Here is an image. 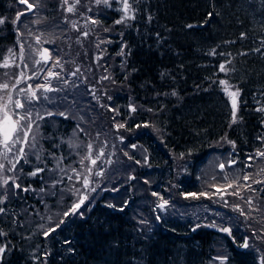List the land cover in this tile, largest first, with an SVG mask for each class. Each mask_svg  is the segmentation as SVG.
<instances>
[{
  "label": "trees",
  "instance_id": "16d2710c",
  "mask_svg": "<svg viewBox=\"0 0 264 264\" xmlns=\"http://www.w3.org/2000/svg\"><path fill=\"white\" fill-rule=\"evenodd\" d=\"M42 2L40 17L33 19L36 7L14 25L18 0H0V61L9 47L19 49L15 32H44L43 47L58 52L67 77L50 78L46 94L34 81L37 99L22 97L18 111L31 109L35 124L26 157L2 176L21 188H0L8 192L0 205V244L8 247L0 264H220L218 256H227L225 264H261L264 184L241 188L244 199L229 195L236 189L227 185L237 177L244 184L243 174L264 166L247 159L264 151V112L256 111L264 105V0H139L135 19L119 25L115 3L110 9L80 0L68 12L62 0ZM72 13L89 29L86 37ZM55 22L63 32L52 31ZM221 63L230 71L221 72ZM220 80L240 89L234 124ZM85 156L91 159L81 163ZM36 168L43 171L29 175ZM217 188L227 190L221 196ZM189 193L205 195L185 198ZM82 196L81 208L65 218ZM60 219L65 223L45 236ZM225 227L231 235L219 230ZM246 238L249 247H241Z\"/></svg>",
  "mask_w": 264,
  "mask_h": 264
},
{
  "label": "snow or ice",
  "instance_id": "6c2138e0",
  "mask_svg": "<svg viewBox=\"0 0 264 264\" xmlns=\"http://www.w3.org/2000/svg\"><path fill=\"white\" fill-rule=\"evenodd\" d=\"M80 0H73V2L71 4H69V0H62V4L64 5H68L66 8V11L68 12H74L76 10V5L79 4ZM19 3L21 4H27V10H32L35 7H38L39 4L37 2V0H34L33 3H28V0H19ZM95 5L100 6L103 5L106 8H112V5L118 4L119 7L116 8L115 10L122 13V15L116 19L114 21L115 24L119 25V24H126V22L128 20H134L135 19V12L137 11L136 8L133 7V4L139 3V0H94ZM92 9L89 8V11H91ZM21 15H23V13H18L15 20L13 21V24L15 25L19 20ZM209 17L212 15V13L208 14ZM149 19H151V17H149ZM39 22V21H37ZM90 22L93 25H97L100 23L99 20L96 19H91ZM5 23V18H0V25H3ZM73 27H75V24H73ZM188 27H193V25H188ZM105 31H108V29H104ZM19 31H17V36L19 38ZM83 35L87 36L88 33L84 32ZM243 33L241 34V36L243 37ZM103 42V41H101ZM18 43H19V39H18ZM36 43L39 44L40 43V37H36ZM29 48H31V45H29ZM38 50L33 49V52H37ZM123 48L121 49V54H123ZM254 51L259 52L260 49H254ZM38 54L40 55V59L35 60L34 64L35 65H41L43 64H47L49 62V54H48V50L44 49L42 52H38ZM212 55L216 54L215 49L212 50V52L210 53ZM32 55L31 53L28 55L27 59H31ZM16 59H17V53L14 52L13 49L9 48L8 49V55L5 56L3 58L2 61H0V68H10L13 65H15L16 67H20V64H16ZM27 59L25 57V46L23 43H20L19 45V60L20 63L23 64V67L25 69L29 68V64L27 63ZM226 63H230V61H227ZM226 63H221L219 66V70L221 72H225L227 73L228 71H230V69H228L226 67ZM55 66H59V61L55 62ZM47 72V76L45 77V84L44 85H37L36 87L38 88H43V90L45 92L47 91H52L53 89H51L50 87H48V83L50 81V78L52 77H58V73L53 72L50 68L49 69H45L44 67H40L39 69L33 71V75L32 76H28L26 74V72L21 71L19 73L18 76L15 77V82L12 84H9L8 82H3L0 83V92H4L6 93V99L4 96H0V101H2V103H0V148H2V152H0V155H2L5 159H7L8 156V152L13 151V149L15 148V146L17 144H25L28 143L29 141V134L32 132L33 130V125L35 124V120L32 119V112L31 109H26L23 114H21L20 112H15L13 111V107L15 109H25V103H22L20 99H15L13 101V97H12V89L17 88V85L21 84L22 82H25L26 80H30L33 79L35 77H38L40 75L41 72ZM4 76L8 77L9 79H12L13 76L12 74L5 72ZM104 79H108V77H103ZM219 84L222 86V91L230 98L231 101V124H234L237 122L238 120V116H237V111H238V98L240 96V89L237 88L235 85L230 84L227 80H220ZM20 93H25L26 94V100L29 101V103L31 102V100H35L37 99V93L36 91L33 89L32 85H28V87L25 88H20L17 91V95L19 96ZM173 95H175V93H173ZM131 111H135L136 109L134 107H132L131 105L129 106ZM149 111H151V109H149ZM256 111L258 112H264V105L258 107L256 109ZM61 116H64L65 114L63 112L59 113ZM48 115H52V113H48ZM43 117H40L39 115H37L36 119H42ZM262 123H264V121H262ZM231 124L229 125L231 127ZM149 125L145 124L144 127H148ZM37 129L39 128V125H36ZM118 128H123L124 125L123 124H119L117 125ZM137 127H140V125H137ZM32 141L35 142L36 137L33 134L31 137ZM223 139L227 140V137L225 136ZM258 139L264 140V137H259ZM228 143L232 144L233 149H235V142L234 141H227ZM32 147H35V143L32 144ZM133 147H135V145H133ZM88 148L91 150L92 145L89 144ZM19 153H20V158L26 157V153L24 151L23 146H21L19 148ZM100 155H103V153L101 152ZM99 158V157H97ZM37 159L39 160L40 157L37 156ZM84 159H91L90 156H85L82 158L81 163H83ZM247 159L249 161H255L256 159H259L261 162H264V151L262 150H257L253 155H249L247 157ZM19 162V158L16 160V162L13 161H9V163L11 164V167L9 168H5V165L3 163H0V174H2L5 171L11 172L16 168V164ZM27 162V161H26ZM92 164L96 163L95 159L91 160ZM231 164H235L236 161H231ZM221 169H223L224 165L221 164L220 165ZM245 167H253V163H248L245 165ZM43 171V169L40 168H36L35 171L29 173V175L31 176H36L39 172ZM73 171L75 172V169H73ZM89 172L91 171L90 169L88 170ZM261 173H264V166H261L259 168V171L256 172L255 174H243L242 179L243 181H245L244 184H239L238 180L240 179V177H237L235 180H233L232 182L228 183L227 187L228 188H235L236 190L228 193L229 195H235L240 197L241 199H244V197L241 195L240 189L243 188L247 191H256L255 189L252 188V184H264V179H253V175L259 176ZM102 173L97 172L96 175H101ZM69 179H71V177H69ZM77 179H80V176L77 175ZM224 179L227 181L228 177L225 176ZM11 181V185L10 182ZM248 181H251V183H247ZM89 179L88 176H84L83 178V186L85 189H88L89 187ZM4 186H10V187H14L16 189H20L21 185L19 183L16 182V178L15 177H7V178H3L2 176H0V188H3ZM24 191H28V188H24ZM92 191H95V189H91ZM227 189H221V188H217V193L220 194L221 196L224 194V192ZM41 191H43V189H41ZM80 189L77 188L75 189V192H79ZM153 195H157V193H153ZM199 195H205V193H200ZM199 195L196 193H189L186 194L187 198L188 196H191L193 198H199ZM8 199V192L7 190L3 193L0 194V205L5 204V202ZM87 199V196H82L81 199H79V201L77 203H74L71 210L70 211H66L63 213V216L66 218L69 215H74L77 213V210L81 208V206L84 204V201ZM162 203H160L159 205H157L158 208L163 209L167 204L168 201L167 200H163V198L161 197ZM225 203H227V201H225ZM246 203L249 205V207H252L253 205V200L252 197H248L246 200ZM108 207H113V205H108ZM235 210L240 211L241 215H245L244 211L240 209L239 205L234 206ZM253 210H258V209H253ZM5 211V209L3 207H0V213H3ZM82 215V213H80ZM52 218L49 217V220H51ZM157 219H159V217H157ZM65 223L64 219H60L58 223L55 224L54 227H49L48 230H46L44 232L45 236H48L51 232H55L58 228L61 227V225H63ZM212 227H216L215 224L211 225ZM41 228L44 227V225L40 226ZM222 232H225L229 235H231V229L230 228H220L219 229ZM6 233L3 232L2 230H0V236H5ZM260 238V237H258ZM241 247L247 248L249 247L248 244V240L247 238L245 239L244 243L241 245ZM8 251V247L6 244H0V261L3 260L4 254ZM214 259H218L220 261V264H225V261L227 260V256H218L215 257ZM261 264H264V257L261 258Z\"/></svg>",
  "mask_w": 264,
  "mask_h": 264
},
{
  "label": "rangeland",
  "instance_id": "374dc122",
  "mask_svg": "<svg viewBox=\"0 0 264 264\" xmlns=\"http://www.w3.org/2000/svg\"><path fill=\"white\" fill-rule=\"evenodd\" d=\"M28 2L29 3H33L34 0H28ZM37 2L39 4V6L37 7V12L34 15V18L33 19H37L38 17H40L39 15L41 14L42 10L45 7V4H43L42 0H37ZM72 2H73V0H69V4H71ZM65 6L67 8L68 5H65ZM20 10H21L20 13L25 12V15H26L27 9L25 8V6L20 5ZM35 10H36V7L34 8V11L33 12H35ZM74 18H76V15H75V13H72L71 14V20H74ZM23 24L24 25H21V23H20V25L22 27L27 26V22L25 20H23ZM73 24H75V26L77 27L76 30H78V32H81V33H79V35H81L82 37H86L85 35H83V33L84 32H88L87 30H89V29L86 28V27H84V24H82V23L80 24L79 20H74L73 21ZM63 29H64V24H61L60 25V23L55 22L54 27L52 28V31L53 32H63ZM15 34H17V32H15ZM44 35H45L44 32H38V34L36 36L29 35V34H27V32L26 33L21 32V34L19 36V43H18V40H16L15 42L18 44V46L20 45V43H23L24 44V46H25V57H26V59H27L28 55L31 53L32 58L31 59H27V63L29 64V68L28 69H25L23 67V64L20 63V60H19V49L17 50V46L9 47V48L13 49L14 52L17 53V59H16V62L15 63L16 64H20V67H16L15 65H13L12 67L7 68V69L2 68L3 71L0 74V83L8 82L9 84H12V83L15 82V77L18 76L21 71L26 72V74L28 76H32L33 75V71L39 69L40 67H44L45 69H49L50 68L53 72L58 73V74L61 71H63L62 74H61V76L59 77V80L60 79L62 80L63 78H67V77L64 76V71H65V69H64V61L63 60H60L59 58H56V57H58V52L55 49H53V48H49L47 46L43 47V44L45 43V41H44ZM36 37H40V43L39 44L36 43ZM29 45H31V48H29ZM44 48L48 50V54H49V57H50L49 61L50 60H53L54 58H56V59L53 60L52 63H50V65L48 64L49 62L47 64H43L42 63L41 65H35L34 64V61L41 58L40 55L38 54V52H41V50L44 49ZM33 49H36L38 51L37 52H33ZM7 55H8V51L6 53V56ZM56 61H59V66H55V62ZM5 72H8V73L12 74L13 78L12 79H9L8 77L4 76V73ZM46 76H47V72L44 71V72H41L38 77H35L33 79H30V80H26L25 82H22L21 84L17 85V88L11 90L12 91L13 101L15 99H20L21 102H22V96L23 95H26V94L25 93H20L19 96H18L17 95V91L20 88H25L26 89L28 87V85H32L33 86V89L36 91V93L39 90L42 93H45V94L48 93L49 91L45 92L44 90H41L43 88H40L39 90H36V88H34V85H35V82L34 81H37L38 82L37 85H44L45 84V77ZM69 76H73V73H70ZM60 84H61V82H60ZM48 87L51 88V82L50 81L48 83ZM87 87H88V89L91 88V86H87ZM0 96H4L5 99L7 98L6 97V93H4V92H0ZM0 103H2V101H0ZM18 110H20V109H15L13 107V111L19 112ZM24 145L25 144H23V145L17 144L15 146V148L13 149V151L8 152V156L7 157H9V159L12 160L13 162H16V160L20 157V156H18L20 154L19 153V148L21 146L24 147ZM2 151H3L2 148H0V152H2ZM16 156H18L17 159H16ZM0 163H3L5 165V158L2 155H0ZM5 168L7 169L6 166H5ZM4 173L7 175V173H9V172L8 171H5L2 174H0V176H3Z\"/></svg>",
  "mask_w": 264,
  "mask_h": 264
},
{
  "label": "water",
  "instance_id": "95a60500",
  "mask_svg": "<svg viewBox=\"0 0 264 264\" xmlns=\"http://www.w3.org/2000/svg\"><path fill=\"white\" fill-rule=\"evenodd\" d=\"M26 5H27V4H26ZM29 11H32V10H29ZM44 49H45V48H44ZM44 49H43V50H44ZM43 50H42V51H43Z\"/></svg>",
  "mask_w": 264,
  "mask_h": 264
}]
</instances>
